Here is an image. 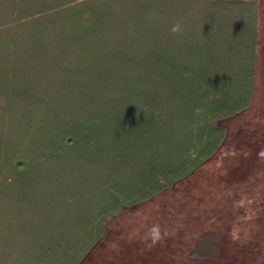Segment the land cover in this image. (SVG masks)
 <instances>
[{"label":"crops","instance_id":"obj_1","mask_svg":"<svg viewBox=\"0 0 264 264\" xmlns=\"http://www.w3.org/2000/svg\"><path fill=\"white\" fill-rule=\"evenodd\" d=\"M170 4L154 62L162 70L160 111L149 105L146 118L115 119L112 127L72 125L63 149L26 167L20 158L17 178L8 179L17 188L0 189L7 220L0 264H82L99 243L104 259L217 258L208 203H194L204 195L197 173L232 118L264 91V0ZM203 242L205 253L197 249Z\"/></svg>","mask_w":264,"mask_h":264},{"label":"rangeland","instance_id":"obj_2","mask_svg":"<svg viewBox=\"0 0 264 264\" xmlns=\"http://www.w3.org/2000/svg\"><path fill=\"white\" fill-rule=\"evenodd\" d=\"M171 8L170 0H0V189L17 188L8 179L20 158L26 167L63 149L72 125L112 127L146 118L149 105L160 111L154 62ZM246 122L245 145L220 163L226 194L204 206L218 227L219 237L208 228L216 259L223 251L227 264H264V109ZM4 223L0 214V244Z\"/></svg>","mask_w":264,"mask_h":264},{"label":"trees","instance_id":"obj_3","mask_svg":"<svg viewBox=\"0 0 264 264\" xmlns=\"http://www.w3.org/2000/svg\"><path fill=\"white\" fill-rule=\"evenodd\" d=\"M264 109V91L257 90V95L254 100V103L252 107L242 112L241 114L237 115L236 117L232 118L231 124L228 127V134L227 137L220 147V149L217 151V153L208 160L203 166L197 170V180L198 184L195 186V189L200 190L202 194L204 195H196L194 202L196 205H199L201 201H207V203H211L213 205V199L219 198L222 194L223 196L226 194V188L228 186V183L225 182L220 178L219 175V167L220 163L224 161L228 157V155H231V152H235L237 148H239L240 145H245V143L242 142V139L244 137L245 131L247 129V119L251 115V113H259L261 110ZM246 119V120H245ZM235 153H239V151H236ZM259 153H262V149ZM249 179V175H246ZM263 190H264V178L261 179ZM192 190V188H189ZM235 189H238L236 187ZM262 189V188H261ZM234 190V189H233ZM227 201L228 197L226 198ZM216 231L217 236L218 234V227L212 228ZM100 243L96 245V247L87 255L85 260L82 264H159L160 262H151V261H136L132 259H125V258H116L113 257L111 259H104L101 257V250L103 252L106 250L104 246L100 247ZM193 245H186V251L189 252L192 250ZM225 252H221V258L216 260H185V261H175L176 264H227L224 261L225 258ZM239 254L242 256L243 251L240 250ZM225 255V256H224ZM224 256V257H223ZM166 264L174 262H170V260L164 261Z\"/></svg>","mask_w":264,"mask_h":264},{"label":"clouds","instance_id":"obj_4","mask_svg":"<svg viewBox=\"0 0 264 264\" xmlns=\"http://www.w3.org/2000/svg\"><path fill=\"white\" fill-rule=\"evenodd\" d=\"M176 30H177V29H175V28L173 29V31H176Z\"/></svg>","mask_w":264,"mask_h":264}]
</instances>
